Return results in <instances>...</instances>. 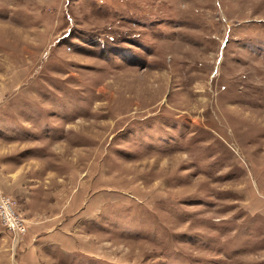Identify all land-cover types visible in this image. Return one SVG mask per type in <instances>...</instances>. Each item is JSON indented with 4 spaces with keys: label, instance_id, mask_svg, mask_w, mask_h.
Returning <instances> with one entry per match:
<instances>
[{
    "label": "rangeland",
    "instance_id": "rangeland-1",
    "mask_svg": "<svg viewBox=\"0 0 264 264\" xmlns=\"http://www.w3.org/2000/svg\"><path fill=\"white\" fill-rule=\"evenodd\" d=\"M0 264H264V0H0Z\"/></svg>",
    "mask_w": 264,
    "mask_h": 264
},
{
    "label": "built area",
    "instance_id": "built-area-1",
    "mask_svg": "<svg viewBox=\"0 0 264 264\" xmlns=\"http://www.w3.org/2000/svg\"><path fill=\"white\" fill-rule=\"evenodd\" d=\"M0 218L2 222L17 235L28 229L26 218L16 210V200L9 194L0 191Z\"/></svg>",
    "mask_w": 264,
    "mask_h": 264
}]
</instances>
